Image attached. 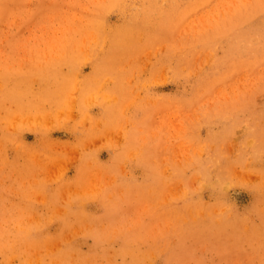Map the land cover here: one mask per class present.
Here are the masks:
<instances>
[{
	"label": "rangeland",
	"instance_id": "obj_1",
	"mask_svg": "<svg viewBox=\"0 0 264 264\" xmlns=\"http://www.w3.org/2000/svg\"><path fill=\"white\" fill-rule=\"evenodd\" d=\"M0 264H264V0H0Z\"/></svg>",
	"mask_w": 264,
	"mask_h": 264
}]
</instances>
